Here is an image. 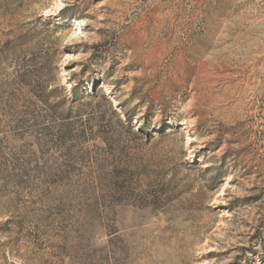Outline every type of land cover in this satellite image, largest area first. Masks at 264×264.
I'll list each match as a JSON object with an SVG mask.
<instances>
[{
	"label": "rangeland",
	"instance_id": "374dc122",
	"mask_svg": "<svg viewBox=\"0 0 264 264\" xmlns=\"http://www.w3.org/2000/svg\"><path fill=\"white\" fill-rule=\"evenodd\" d=\"M0 264H264V0H0Z\"/></svg>",
	"mask_w": 264,
	"mask_h": 264
}]
</instances>
